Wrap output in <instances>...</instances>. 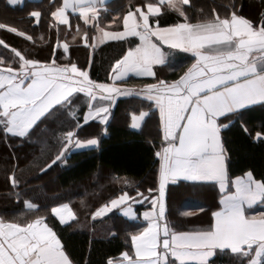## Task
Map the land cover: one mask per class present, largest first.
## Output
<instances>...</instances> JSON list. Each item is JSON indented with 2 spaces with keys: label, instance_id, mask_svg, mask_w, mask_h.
Listing matches in <instances>:
<instances>
[{
  "label": "trees",
  "instance_id": "16d2710c",
  "mask_svg": "<svg viewBox=\"0 0 264 264\" xmlns=\"http://www.w3.org/2000/svg\"><path fill=\"white\" fill-rule=\"evenodd\" d=\"M153 2L109 0L90 22L92 26L74 15L64 26L52 18L60 0L26 1L14 7L0 0V69L18 71L22 61L55 63L87 71L93 83H108L113 64L137 44V39L92 49L93 36L98 28L120 30L129 8ZM187 2L181 15L161 7L159 15L149 18V25L167 27L238 16L264 30V0ZM193 62L189 55L176 53L163 67L166 80L178 79ZM149 82L153 81L129 79L126 84ZM88 108L89 98L74 93L23 136L7 134L6 121L0 115V220L17 225L42 221L59 239L71 264H110L133 257L131 239L143 231L145 223L124 218L118 209L105 208L122 194L137 203V216L150 208L158 184L155 152L156 142L161 140L159 119L151 103L132 97L117 100L103 118L86 120ZM141 111L148 115L141 129L133 131L130 115ZM219 126L227 179L249 174L264 187V102L224 116ZM73 140L87 147L75 149ZM92 140L97 144L90 147ZM55 188L60 192L52 191ZM206 190H211L212 196ZM217 200L213 185L176 183L167 188L166 217H171L176 232L193 227L210 229ZM59 205H66L73 214L67 224H61L51 212ZM256 208L251 214L264 217V207ZM165 264L179 263L167 257ZM209 264H264V252L254 259L252 247L236 253L216 251Z\"/></svg>",
  "mask_w": 264,
  "mask_h": 264
},
{
  "label": "crops",
  "instance_id": "0c3cea01",
  "mask_svg": "<svg viewBox=\"0 0 264 264\" xmlns=\"http://www.w3.org/2000/svg\"><path fill=\"white\" fill-rule=\"evenodd\" d=\"M26 1L39 0H7L12 7ZM108 1L60 0L52 18L68 26L69 16L74 15L90 25ZM187 3L155 0L144 7L129 8L120 30L97 29L92 49L137 39V44L113 64L108 83H93L87 71L55 63L22 61L18 71L0 69V115L9 135H25L51 108L74 93L89 98L86 120L108 116L121 99L132 97L153 105L161 136L155 152L157 190L150 208L139 216L134 211L137 203L124 194L105 208L118 209L124 218L145 223L143 231L131 239L133 257L110 264H165L167 257L179 264H209L216 251L236 253L252 247L254 259L264 252V217L251 214L257 206L264 207V187L249 174L227 179L219 126L224 116L264 102V30L238 16L167 27L149 25V18L159 15L161 7L181 15ZM178 52L194 62L178 79L167 81L163 67ZM129 79L153 82L134 86L126 84ZM147 115V111L131 114L129 128L139 131ZM73 144L75 149L87 147L76 140ZM96 144L89 142L90 147ZM176 183L215 187L218 208L210 229H172L173 220L166 217L167 188ZM51 212L61 224L73 218L66 205L55 206ZM163 239L169 241L168 251L161 247ZM0 264L71 262L44 222L17 225L0 220Z\"/></svg>",
  "mask_w": 264,
  "mask_h": 264
},
{
  "label": "water",
  "instance_id": "95a60500",
  "mask_svg": "<svg viewBox=\"0 0 264 264\" xmlns=\"http://www.w3.org/2000/svg\"><path fill=\"white\" fill-rule=\"evenodd\" d=\"M161 247H162L164 250L168 251V248H169V241H168V239H163V240H162V242H161Z\"/></svg>",
  "mask_w": 264,
  "mask_h": 264
},
{
  "label": "rangeland",
  "instance_id": "374dc122",
  "mask_svg": "<svg viewBox=\"0 0 264 264\" xmlns=\"http://www.w3.org/2000/svg\"><path fill=\"white\" fill-rule=\"evenodd\" d=\"M57 191V192H60V190H59V188H55V189H53L52 191ZM212 191L211 190H206V194L208 195V196H212ZM2 195H3V191H0V198H2Z\"/></svg>",
  "mask_w": 264,
  "mask_h": 264
},
{
  "label": "built area",
  "instance_id": "2783aa9c",
  "mask_svg": "<svg viewBox=\"0 0 264 264\" xmlns=\"http://www.w3.org/2000/svg\"><path fill=\"white\" fill-rule=\"evenodd\" d=\"M137 31H138V32H140V31H141V28H140V27H138V28H137Z\"/></svg>",
  "mask_w": 264,
  "mask_h": 264
}]
</instances>
